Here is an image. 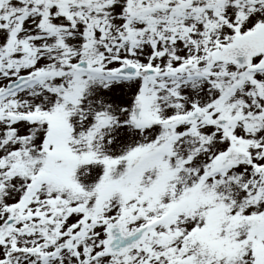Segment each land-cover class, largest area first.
I'll return each instance as SVG.
<instances>
[{
	"label": "snow or ice",
	"instance_id": "obj_1",
	"mask_svg": "<svg viewBox=\"0 0 264 264\" xmlns=\"http://www.w3.org/2000/svg\"><path fill=\"white\" fill-rule=\"evenodd\" d=\"M0 264H264V0H0Z\"/></svg>",
	"mask_w": 264,
	"mask_h": 264
}]
</instances>
